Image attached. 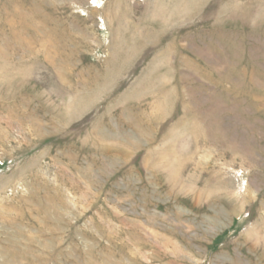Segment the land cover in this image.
<instances>
[{
  "label": "rangeland",
  "instance_id": "obj_1",
  "mask_svg": "<svg viewBox=\"0 0 264 264\" xmlns=\"http://www.w3.org/2000/svg\"><path fill=\"white\" fill-rule=\"evenodd\" d=\"M0 264H264V0H0Z\"/></svg>",
  "mask_w": 264,
  "mask_h": 264
}]
</instances>
